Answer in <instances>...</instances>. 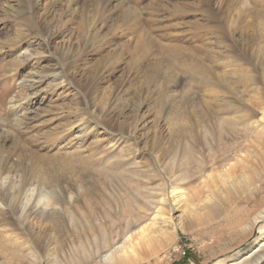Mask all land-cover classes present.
<instances>
[{"label": "rangeland", "instance_id": "obj_1", "mask_svg": "<svg viewBox=\"0 0 264 264\" xmlns=\"http://www.w3.org/2000/svg\"><path fill=\"white\" fill-rule=\"evenodd\" d=\"M99 1L0 0V76L9 75L0 127L10 133L0 157L9 165L21 162L28 174L41 164L37 159L105 151L112 146L104 131L139 122V158L159 173L162 147L187 140L203 152L217 120L253 113L251 80L264 92V0H113L105 10ZM18 39L30 42L32 56L12 45ZM83 117L92 126L87 132ZM176 121L183 137L172 132ZM209 174L212 184L219 171ZM19 183L12 174L0 180L3 192ZM56 192L74 211L85 209L76 195ZM216 196L219 218L195 222L140 264H220L245 244L255 248L239 264H260L264 218L258 225L253 220L264 211V185L247 203L243 188ZM0 211H6L1 204ZM11 214L22 223L21 212ZM71 230L33 217L24 229L34 240L44 233L49 249L65 252L77 241ZM4 231L0 227L1 236H11Z\"/></svg>", "mask_w": 264, "mask_h": 264}, {"label": "bare ground", "instance_id": "obj_2", "mask_svg": "<svg viewBox=\"0 0 264 264\" xmlns=\"http://www.w3.org/2000/svg\"><path fill=\"white\" fill-rule=\"evenodd\" d=\"M101 1L105 10L113 0ZM12 45L33 55L30 42L18 39ZM5 75L0 76L3 83L0 109L7 95L5 81L9 75ZM255 81L252 79L250 85L254 94L252 114L241 112L217 120L220 128L213 126L209 130L203 152H198L187 140L176 141L166 151L162 147L159 173H155L151 164L143 165L139 158L136 138L139 122L117 133L104 131L109 139L107 145L112 146L105 151L37 159L41 164L28 170V174L21 162L9 165V159L0 157V180L4 174L20 177L17 187L4 192L0 184V204L6 209L0 211V227L11 233L8 237L0 235L5 256L0 264H65L66 257L67 264H140L146 256L168 248L163 242L174 240L180 231H187L195 222L219 218L220 199L216 195L222 199L243 188L248 195L244 199L247 203L264 185V92H259ZM30 105L31 100L23 111H28ZM257 112L261 118L252 120L250 115ZM80 122L85 132L92 127L86 117ZM178 122L172 132L183 137V127ZM0 133L4 135L0 138L2 146L10 133L2 127ZM208 171H219L212 184L206 181L211 176ZM159 175L160 183L155 185L153 179ZM57 188L64 195L68 191L76 195L74 202L84 201L85 209L74 211L57 194ZM50 192L55 193L54 198ZM12 212H21V224L14 220ZM32 217L59 230L70 226L77 241L65 252L59 246L49 249L44 233L35 240L26 237L28 233L24 229ZM263 218L264 211L254 217V225ZM16 231L20 233L13 240L12 233ZM254 248L253 244H245L237 255L220 264H239Z\"/></svg>", "mask_w": 264, "mask_h": 264}]
</instances>
